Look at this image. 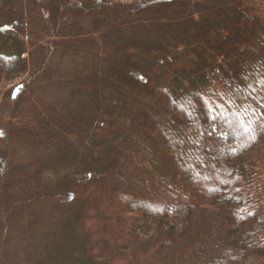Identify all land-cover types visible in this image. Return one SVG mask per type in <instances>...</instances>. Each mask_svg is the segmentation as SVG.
Returning a JSON list of instances; mask_svg holds the SVG:
<instances>
[{"label":"trees","instance_id":"1","mask_svg":"<svg viewBox=\"0 0 264 264\" xmlns=\"http://www.w3.org/2000/svg\"><path fill=\"white\" fill-rule=\"evenodd\" d=\"M10 98L26 264H264V0H0Z\"/></svg>","mask_w":264,"mask_h":264},{"label":"rangeland","instance_id":"2","mask_svg":"<svg viewBox=\"0 0 264 264\" xmlns=\"http://www.w3.org/2000/svg\"><path fill=\"white\" fill-rule=\"evenodd\" d=\"M116 1H125V0H116ZM68 12H70V8L67 7ZM58 54L52 59V63L49 65V68L53 70L56 66L57 68L60 66L61 61L57 57ZM64 66V64H62ZM20 79H15L7 86V89L14 87L17 83H19ZM15 105V99H8L4 101V109L0 111V120H2L1 128L4 127V124L9 120L12 108ZM23 118H26L27 115L22 114ZM21 130V129H20ZM57 131H62V128L57 129ZM62 134V133H61ZM23 135V134H22ZM25 136V135H23ZM177 136V135H176ZM26 138L19 139L12 144L9 153L7 154L8 158H6L5 166L6 170L12 171L13 180H17L18 183H10L9 180L5 182L2 179V188L5 199L3 201L2 207L0 208V254L4 255L7 259L8 264H26V254L24 249V239L23 233L26 222L31 218L33 213L40 208V205L34 206L33 204L25 203L18 204L12 203L11 196L15 193H19L18 189L23 188L19 185V180H22L23 174L27 173L31 167L26 166V161L28 160L27 153L30 148L29 145H23L25 142L22 141ZM3 140L0 137V148L2 146L1 142ZM25 141V140H24ZM8 160L9 163H8ZM2 164V163H0ZM36 170V168H33ZM11 180V181H13ZM18 185L20 186L19 188ZM25 189L28 193L36 192V184L33 178H30L25 183ZM1 190V186H0ZM14 190V191H13ZM15 192V193H14ZM115 203L110 204V206H114ZM173 210L178 215H182L184 213L183 206L174 207Z\"/></svg>","mask_w":264,"mask_h":264},{"label":"snow or ice","instance_id":"3","mask_svg":"<svg viewBox=\"0 0 264 264\" xmlns=\"http://www.w3.org/2000/svg\"><path fill=\"white\" fill-rule=\"evenodd\" d=\"M247 131V129H245Z\"/></svg>","mask_w":264,"mask_h":264}]
</instances>
